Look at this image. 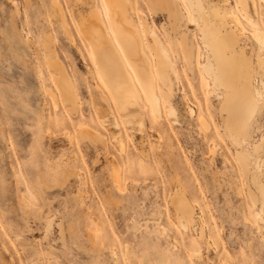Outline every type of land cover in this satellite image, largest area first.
Listing matches in <instances>:
<instances>
[{"label": "rangeland", "instance_id": "rangeland-1", "mask_svg": "<svg viewBox=\"0 0 264 264\" xmlns=\"http://www.w3.org/2000/svg\"><path fill=\"white\" fill-rule=\"evenodd\" d=\"M131 1L153 67L143 19L179 74L168 71L173 113L162 103L157 117L141 101L122 112L100 98L79 22L93 10L108 21L103 0H0V264H264V146L260 154L250 147L264 134V49L252 35L264 31V0H247L251 19L237 0H203L230 12L263 85L245 168L200 67L198 29L185 16L172 24L165 10L155 15L146 0ZM51 62L75 85L78 110L58 92ZM178 199L193 209L186 226L177 219Z\"/></svg>", "mask_w": 264, "mask_h": 264}, {"label": "bare ground", "instance_id": "bare-ground-1", "mask_svg": "<svg viewBox=\"0 0 264 264\" xmlns=\"http://www.w3.org/2000/svg\"><path fill=\"white\" fill-rule=\"evenodd\" d=\"M146 1L153 14L156 15L165 10L172 24L185 16L189 24L198 29L199 39L205 48V50L203 49L202 55V57H205V60L200 63V67L203 73L211 79L213 85L211 93L213 92V95L221 99L220 112L223 120V131L238 148V150L236 149V156L242 167H247L249 165L250 154L246 153L243 147L248 146L247 144L249 143L248 139L250 137L254 114L258 110L259 102L263 97V92L261 91L263 85L259 86L258 82L256 84L252 64L244 53L243 47L239 46L240 36L243 33L239 35L229 25L227 18L230 16V12L226 8L224 10L216 6H209L210 8H207L203 0H185L187 3L186 7L189 9L188 12L183 11L185 8L180 4V0ZM247 2V0H237L235 4H239V7L251 19V15L247 11ZM103 3L106 8L108 21L99 15L97 10H93L90 14L83 16L79 22L95 62L96 74L100 82V85H97L100 98L107 106L112 105L122 112L129 113L131 111L130 108H135L134 105L138 101H141L144 106L149 104L152 112L157 117L159 116V109H161L160 106L162 103L168 106V112L173 113L172 106L169 102V97L173 89L168 71H172L176 80L179 79V74L174 68L173 62L156 32L143 19L141 25L142 30L149 36L154 51L153 67V59L147 54L144 48L145 38L136 27L131 16L135 12L133 2L131 0H103ZM255 3H253L254 10H256ZM139 12L144 16L141 10ZM233 16L235 23L239 24L241 19L237 18L235 13H233ZM252 35L256 40L255 42L259 44L260 50L264 49V31L255 29ZM181 43L187 59L190 60L193 54L192 44L185 34L181 37ZM258 61L259 67L263 69L264 62L260 55L258 56ZM55 63L51 62L50 64L58 72L57 75H54L58 92L63 100L68 103L69 108L76 111L78 110L79 100L75 85L67 78L63 70L57 68L58 65ZM208 92L210 91L208 90ZM50 95L54 100V104L57 105L58 98L56 94L54 93L53 95V93H50ZM109 108L111 107L109 106ZM190 113L192 114L191 109ZM83 125L85 126L86 123L82 124V126L79 125L80 135L83 134V131H81ZM89 126L87 125V127ZM92 128L91 130L94 129ZM84 134L89 135L85 131ZM263 146L264 134L250 145L252 151L257 154H260L258 152ZM123 147H120V150H124ZM115 181L119 183V178L116 175ZM257 181L255 185L262 193V185H258L259 181ZM255 200L253 197V204L256 203ZM175 203L177 204L176 208L174 206L177 212V219L182 226H186V220L192 222L194 219L192 206L181 199H178ZM262 204H264V197H262ZM173 205H175L174 202ZM262 229H264V223Z\"/></svg>", "mask_w": 264, "mask_h": 264}]
</instances>
